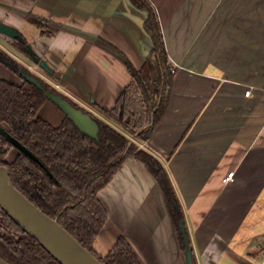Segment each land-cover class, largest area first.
I'll list each match as a JSON object with an SVG mask.
<instances>
[{
    "label": "crops",
    "instance_id": "obj_1",
    "mask_svg": "<svg viewBox=\"0 0 264 264\" xmlns=\"http://www.w3.org/2000/svg\"><path fill=\"white\" fill-rule=\"evenodd\" d=\"M149 2L174 80L163 120L147 141L131 142L168 172L194 264H264V0ZM146 20L130 0H0V23L28 42L20 49L0 35V47L109 123L99 109H112L131 85L126 64L140 69L152 53ZM1 80L23 82L0 63ZM39 114L54 127L65 118L49 100ZM99 198L109 213L94 244L101 257L124 236L143 264H187L143 163L129 158Z\"/></svg>",
    "mask_w": 264,
    "mask_h": 264
},
{
    "label": "trees",
    "instance_id": "obj_2",
    "mask_svg": "<svg viewBox=\"0 0 264 264\" xmlns=\"http://www.w3.org/2000/svg\"><path fill=\"white\" fill-rule=\"evenodd\" d=\"M130 2L137 9L147 11L144 30L151 38L153 50L142 68L126 64L132 74L131 85L119 95L112 109H99L109 123L59 94L50 83L0 47L1 64L19 76L24 69L46 90L52 88L74 107L90 114L100 128L98 139L93 140L66 116L59 126L54 127L39 114L48 101L43 90L22 78V85L0 81V166L8 169L19 192L48 217L59 222L102 264H143L124 236L105 257L94 248L109 222L108 210L99 195L131 157L145 165L162 189L181 247L186 249L181 230V224L186 226V220L168 172L158 159L130 139L147 141L163 120L174 80L156 9L149 0ZM41 29V35H52L46 26ZM16 43L20 49L28 45L24 37ZM9 137L28 153L14 146ZM188 237L190 241L189 234ZM0 258L8 264H60L1 207Z\"/></svg>",
    "mask_w": 264,
    "mask_h": 264
},
{
    "label": "water",
    "instance_id": "obj_3",
    "mask_svg": "<svg viewBox=\"0 0 264 264\" xmlns=\"http://www.w3.org/2000/svg\"><path fill=\"white\" fill-rule=\"evenodd\" d=\"M0 35L20 39L16 30L2 23H0ZM41 66L45 67L43 63H41ZM20 77L43 90L45 97L55 104L83 134L88 135L93 140L98 139L100 128L90 114L83 113V111L74 107L63 96L55 91L53 92L52 88L46 90L42 83L27 74L24 69L21 70ZM9 138L14 146L24 153H28L26 148L20 146L13 138ZM0 207L26 233L37 239L42 247L60 264H102L93 253L88 252L75 237H72L59 222L48 217L19 192L13 185L8 169L3 166H0ZM181 230L184 234L187 249V264H194L193 252L189 249L190 241L184 223L181 224ZM0 264L8 263L0 258Z\"/></svg>",
    "mask_w": 264,
    "mask_h": 264
},
{
    "label": "rangeland",
    "instance_id": "obj_4",
    "mask_svg": "<svg viewBox=\"0 0 264 264\" xmlns=\"http://www.w3.org/2000/svg\"><path fill=\"white\" fill-rule=\"evenodd\" d=\"M0 43L4 46V47H7V46H5V44H4V42L0 39ZM0 44V45H1ZM5 67V66H4ZM7 69V68H6ZM13 74H14V76H15V78H16V80H17V78L19 79V80H21V77L19 76V75H17V74H15L14 72H12ZM37 75V74H36ZM39 75V74H38ZM37 75V76H38ZM43 75V74H42ZM41 78H43V80H45L46 82L47 81H49L50 82V84H51V80L49 79V78H47L45 75H43V76H41V75H39ZM13 157V156H12Z\"/></svg>",
    "mask_w": 264,
    "mask_h": 264
},
{
    "label": "built area",
    "instance_id": "obj_5",
    "mask_svg": "<svg viewBox=\"0 0 264 264\" xmlns=\"http://www.w3.org/2000/svg\"><path fill=\"white\" fill-rule=\"evenodd\" d=\"M47 82H48V81H47ZM48 83H50V82H48ZM250 92H251V91H247V92H246V93H247V96H250V95H251ZM233 176H234V173H230L229 176H228V178L225 180V182L227 183V181L231 180V179L233 178Z\"/></svg>",
    "mask_w": 264,
    "mask_h": 264
}]
</instances>
